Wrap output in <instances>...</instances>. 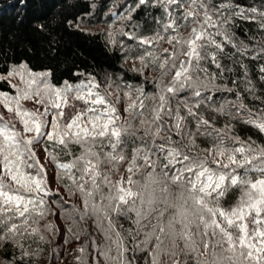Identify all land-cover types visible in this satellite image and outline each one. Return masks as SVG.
Listing matches in <instances>:
<instances>
[{
	"label": "snow or ice",
	"instance_id": "obj_1",
	"mask_svg": "<svg viewBox=\"0 0 264 264\" xmlns=\"http://www.w3.org/2000/svg\"><path fill=\"white\" fill-rule=\"evenodd\" d=\"M149 2L139 0V5ZM151 2L166 14L163 32L175 33L168 36L173 51L161 60L155 48H145L137 59L145 67L158 66L162 78L172 73V79L164 83L161 78L153 96L140 87L123 92L130 101L123 108L126 119L112 103V94L102 93L94 77L55 87L46 78L39 79L45 74L28 73L24 89L13 85L15 96L0 93V103L14 111L23 126L22 132L17 131L0 117V240L14 241L29 256L21 241L36 236L44 239L40 228L33 226L49 213L47 173L34 151L43 142L57 170L55 179L67 178L82 199V208H71L67 217L74 222L77 216L89 219L103 235V246L91 242V257H86L85 247L79 249L78 264H99V257L105 264H133L126 255L129 241L132 251L144 253L147 264H264V145L234 135L231 123L216 126L217 118L224 116L242 119L264 133V109L254 113L239 93L235 101H216L208 94L235 91L216 83L223 77L220 56L226 45L231 44L241 56L247 53L246 46L233 43L232 19H259V27L264 29V11L234 7L230 0L218 5L186 0L187 8L185 0ZM173 6L184 11L175 15L170 10ZM189 22L193 26L188 37H183L179 29ZM120 31L138 40L141 47L164 39L160 32L138 38ZM109 37L115 43L112 33ZM180 55L185 59L177 63ZM205 63L220 71L209 73L202 66ZM240 66L245 91L252 92L247 68ZM24 68L20 66L22 79ZM260 72L264 73V67ZM184 93L189 95L177 98ZM33 97L43 111L22 109L20 100ZM75 102H81L83 108ZM65 108L73 109L67 122ZM201 138L208 147L197 143ZM69 145H78L80 154L60 162L56 149L71 155ZM129 150L127 179L121 176L114 181L112 176L128 159ZM137 175L142 179H135ZM237 191L235 203L225 207ZM120 218L131 226L117 228ZM44 228L53 230L54 226L49 223Z\"/></svg>",
	"mask_w": 264,
	"mask_h": 264
},
{
	"label": "trees",
	"instance_id": "obj_2",
	"mask_svg": "<svg viewBox=\"0 0 264 264\" xmlns=\"http://www.w3.org/2000/svg\"><path fill=\"white\" fill-rule=\"evenodd\" d=\"M224 0H208L210 5H218ZM233 6L250 9L257 8L264 11V0H230ZM139 0H0V91L11 92L12 87L6 75L11 69L19 65H25L32 72L44 73L48 82L57 87H62L65 82L77 84L89 77H94L99 84V90L106 94V90H116L120 96L118 100L115 95L111 96L112 103L119 110L122 118L126 119L127 114L123 108L130 102L123 96V92L129 88H143L144 93L153 96L157 93V84L162 75L158 66L149 65L145 67L137 59L143 54L145 48H155L161 60L165 59L173 51L172 45L168 43V36L174 35L171 30L163 32L162 23L166 21V14L163 8L153 6L150 2L139 5ZM185 8L187 2L185 0ZM175 15H180L184 9L175 8ZM115 12V15L113 13ZM130 19H121L128 17ZM161 21V24L157 23ZM118 21L116 27V43L110 44L101 31H94L91 28L97 25H109ZM183 24V21H178ZM191 22L187 27H181L179 33L188 37ZM233 37V43L247 47V53L241 56L236 49L228 44L224 48V54L220 56V63L224 68L222 78L216 83L221 86L235 89L234 92L208 93L214 95L216 101L226 98L235 101L237 93L241 96L244 104L254 113L264 109V80L260 77L264 73L260 68L264 67V51H260L264 44V29L259 27V19H242L236 16L229 25ZM88 28V29H87ZM91 29V30H90ZM123 32L133 33L139 37H151L160 32L164 39L154 46L144 45L141 47L138 40L131 39ZM168 49V53L164 52ZM235 53V56L233 54ZM231 57V58H230ZM255 57V58H253ZM185 59L180 55L179 60ZM241 63L247 68V78L254 85L252 92L245 91L247 86L244 81V69ZM209 73L219 72L215 65L205 63ZM139 69V70H137ZM231 69V71H227ZM163 82L167 83L172 79V73L163 76ZM235 81V83H233ZM184 93L177 97L182 99ZM135 99V96L132 97ZM78 107L83 108L81 102H75ZM154 101H149V104ZM175 102H173L174 105ZM66 120L71 119L73 109L65 108ZM214 115V114H213ZM241 115H244L242 112ZM137 125L139 122H136ZM234 125L233 134L247 141L249 138L257 144L264 145V133L257 128L245 124L242 119H231L224 116L217 118L216 126L223 127L224 124ZM200 146L209 145L198 139ZM46 145L42 142L41 152ZM51 147L50 145L48 146ZM131 145H129L130 149ZM71 155L66 154L68 150L56 149L55 154L60 162H69L74 156L80 154L78 145H69ZM47 156V154H46ZM43 157H39V161ZM131 160L130 150L128 159L125 160L113 174L112 179L118 180L121 176L127 179L126 168ZM45 171L48 174V190L50 195L45 197L49 213L39 221L40 235L21 241L24 249L29 251V256H24L14 241L0 240V264H78L76 257L80 256L79 249H87L86 257L93 255L92 241L103 246L102 233L96 228L93 221L81 220L79 216L73 219L67 217V212L73 208H82V199L76 193L75 188L70 187V181L55 179L57 172L55 165L46 157L44 163ZM108 171V167H105ZM137 180L142 176L137 175ZM238 191L234 192L225 202V207L235 203L238 198ZM63 206V211H62ZM52 224L53 230H46L44 225ZM123 225L128 229L131 225L128 221L120 218L117 221V228ZM71 229V231H68ZM132 243L128 242L129 251L126 254L133 264H147L144 253L132 251ZM115 255V252L112 253ZM99 264H105L103 257H99Z\"/></svg>",
	"mask_w": 264,
	"mask_h": 264
},
{
	"label": "rangeland",
	"instance_id": "obj_3",
	"mask_svg": "<svg viewBox=\"0 0 264 264\" xmlns=\"http://www.w3.org/2000/svg\"><path fill=\"white\" fill-rule=\"evenodd\" d=\"M113 15H115V12L113 13ZM116 27H118V21L113 23V24H109V25H97L92 27L91 29L94 31H101L105 37V39L108 41V43H110V37H109V33H112L114 38H115V43H116ZM88 29V28H87ZM90 29V30H91ZM110 44H114V43H110ZM22 65V64H21ZM16 66L15 68L11 69L10 72H17L16 75L14 76H9L8 74L6 75L7 80L10 82L12 90L11 92H3L0 91V93H5L8 94L9 96H15L17 94V89L13 87V85H16L18 88L20 89H24L26 87V79L28 78L27 74L31 73V74H44V73H38V72H32L31 70H29L25 65V68L23 69V72L25 74V78L22 79V76L20 74V66ZM46 78V82L47 84L51 85L48 80L46 75H40L39 79L41 81H44ZM53 86V85H52ZM57 87V86H55ZM63 87V86H62ZM106 93H111L113 95H115L117 97L116 94V90H111L108 89L106 90ZM20 106L22 107V109L28 110L30 112H35V111H43V105H39L35 102V97H33L32 99H21L20 100ZM13 108H15V104L12 105ZM0 117H3L4 121L9 122L10 124L15 125V128L17 131H23V126L22 124L19 122V118L15 115V112H9L7 111V109L4 107L3 103H0ZM49 120H51V116L48 117ZM42 148V143L35 145L34 146V151L37 154V157H43L42 160L40 162L44 163L46 160V154L43 155V153L41 152ZM49 178L48 174H47V179Z\"/></svg>",
	"mask_w": 264,
	"mask_h": 264
}]
</instances>
